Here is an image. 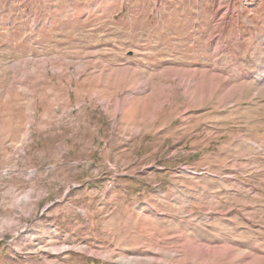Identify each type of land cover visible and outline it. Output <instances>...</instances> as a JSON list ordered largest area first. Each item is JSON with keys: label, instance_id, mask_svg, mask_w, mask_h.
<instances>
[{"label": "rangeland", "instance_id": "374dc122", "mask_svg": "<svg viewBox=\"0 0 264 264\" xmlns=\"http://www.w3.org/2000/svg\"><path fill=\"white\" fill-rule=\"evenodd\" d=\"M0 264H264V0H0Z\"/></svg>", "mask_w": 264, "mask_h": 264}]
</instances>
